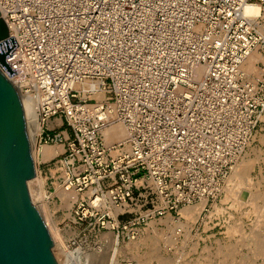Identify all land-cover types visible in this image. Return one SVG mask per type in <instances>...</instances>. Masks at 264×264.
Masks as SVG:
<instances>
[{
    "label": "built area",
    "instance_id": "built-area-1",
    "mask_svg": "<svg viewBox=\"0 0 264 264\" xmlns=\"http://www.w3.org/2000/svg\"><path fill=\"white\" fill-rule=\"evenodd\" d=\"M0 15L17 43L0 69L37 146H63L45 162L75 224L130 241L185 205L210 212L264 121V65L242 69L264 52V0H0Z\"/></svg>",
    "mask_w": 264,
    "mask_h": 264
},
{
    "label": "rangeland",
    "instance_id": "rangeland-1",
    "mask_svg": "<svg viewBox=\"0 0 264 264\" xmlns=\"http://www.w3.org/2000/svg\"><path fill=\"white\" fill-rule=\"evenodd\" d=\"M262 53L264 54V52ZM262 64H263L262 62L257 63V65L260 67H263L264 64L263 65ZM250 77L257 78L256 76H253V75H250ZM62 129H64V127ZM57 132H59V129L53 130L51 134L57 133ZM262 136H264V121L258 124L257 131L254 135V139L252 143L250 144V146L248 147L246 154H244L246 155L245 157L254 158L255 157L254 150L258 149L261 151V155L259 159L254 164V167H253L254 170L251 171V183L253 187L251 185L250 186L242 185L243 187L241 186L238 188V191H237L238 194L236 195L237 197L236 199H238L239 201L238 205H240L243 202L241 206H236L237 204L235 205L234 201L233 203H231L232 199L225 200L224 199L225 197H223L225 196L224 194L225 192L223 191L222 195L215 202H211L212 208L209 213H205V214H203L202 212L200 213V216L198 217V219L193 223V227L191 228V231L189 234L186 235L185 234L186 230L183 229L181 231V234L178 235L176 243H174V245H167L166 248H168V251L166 248H163V251H162L163 256L168 259L170 258L167 264H184L185 262L188 263V261H189L188 264H195L194 262H196V264H203V263L206 264L207 261L209 263L211 262L212 264H215V263L216 264H233L234 262L236 263V261H237L236 264L238 263L244 264L243 261L245 258L246 259L251 258L254 261L253 264H264V253L262 252V254H260L261 251H264V248L261 247V249H258V251L259 250L260 251L256 254H259V257H257L258 255H256L255 257V254L253 257L252 252H251L253 249V245H252V242L248 240V237H249L248 235H251L252 227L254 230L253 232H256L255 234L257 235L259 234L258 235L259 238L260 237L262 238L260 240H264L263 239L264 238L263 221L260 222V223H263V225L261 224L262 226L259 225L260 223L257 224L258 226L256 225L257 227L254 224V222L256 223V220H257L256 217L258 215V211H257L258 207H255L257 209H255L256 211H254V213H253L254 207H251V205L254 202V200L251 201V198H252L251 196L255 195L254 194L256 192L255 190L258 188V191H260L259 193L256 192L257 195H260V193L264 194V190H263L264 189V141L261 139ZM53 145H61V144L56 143ZM39 147L40 146H37V142H35V145H33V148L36 150ZM40 158H41L40 154L37 153V169L39 172L38 182L40 184V189L38 191L40 194V199L43 198V202H45L44 198L46 199L45 195H47V205L46 206L49 211L48 212L49 219L51 220V222H53L52 223L53 225L55 223V226L57 227L58 232L61 235V239H60L61 245H59L58 243V245H56V248L54 250V254L58 262L60 264H113L110 258V254L112 251L111 249H112L115 236L111 235L110 233H104V234H101L100 236L95 235L94 233L89 231V227L75 224L72 221V218H71L72 205L70 206V208H67L65 206L63 200L60 198L57 192L58 187L60 186L58 184H56L55 186V184L52 182L53 179L51 178V175H50V173H53L52 168L50 167L48 163L45 162L46 160H43L42 158L41 160ZM42 178H45V183L41 185ZM256 178L259 179L258 180L259 184L256 183L257 182ZM34 183L35 184H32L31 182L30 184H31V187L33 186L32 188L35 190V188L38 187V185L36 182ZM225 185L226 183L224 184V186ZM222 197H223V200H225L224 202L223 201L220 202V200H222L221 199ZM246 200L248 201V203H246L247 202ZM249 200L251 201V203ZM256 201L258 205L262 203L261 198L260 199L257 198ZM213 204H216L217 207H220V208L222 207L220 211L217 210L218 212H215V210L213 209L214 208ZM254 205L255 204H253V206ZM247 208L249 210V213L245 212V211H248ZM250 209H252V211ZM255 212H257L256 215H255ZM244 213L245 215H242ZM227 214L228 215L232 214V215H229L228 217ZM230 216H232L233 218ZM172 218L174 219L180 218L182 222L185 221V219L180 215V212L176 214L174 213V217ZM162 219L154 222L155 227L158 230L168 231L166 224L163 223ZM233 222L236 223L237 226H239V228L240 227L242 228V229L240 228V230L239 228H237L238 229V230L236 229L237 231L236 230L235 232L233 231L234 234L231 232L232 229L230 230V227H229L230 225H232ZM150 223L146 226L145 230L142 231L143 233H141L139 237L141 236L143 237L146 234L153 233V230L151 231L153 226L151 225L152 223L151 224ZM118 239H119L118 240L119 247L121 249L117 257L118 259L117 264H128L130 262L133 264H138L136 262L138 260L140 261L139 264L140 263L141 264L142 263L143 264H158V262L154 258H152L150 255L151 250H150V247H148L149 245L148 246L141 245L139 248V251L137 252L139 254L135 255V254L130 253L129 250L127 251L128 245L132 242L125 240V239L123 240L122 238H118ZM138 239L140 238H137L135 240H138ZM239 239L242 241V243ZM219 244L221 248L217 250L216 248L219 246ZM232 244H234L235 246ZM261 244L262 245L264 244L263 241H261ZM162 245H164V243H162ZM228 249H231L230 250L231 252L235 250L234 252H236V254H233L234 253L233 252L232 254L234 256L231 257L232 259L229 257L231 255H229L228 256L229 258L226 257V259L224 260L223 255L228 252L227 251ZM145 251L147 254H144ZM251 255L253 258L251 257ZM206 256H208V258ZM134 257H136L137 259ZM218 258L220 260H218ZM147 259H149V261ZM202 259H204V262L202 261ZM197 260H200V261L197 262ZM231 260H233V263L230 262Z\"/></svg>",
    "mask_w": 264,
    "mask_h": 264
},
{
    "label": "water",
    "instance_id": "water-1",
    "mask_svg": "<svg viewBox=\"0 0 264 264\" xmlns=\"http://www.w3.org/2000/svg\"><path fill=\"white\" fill-rule=\"evenodd\" d=\"M7 36L0 15V64L6 67L5 58L17 45ZM26 122L18 89L0 69V264H60L28 187L35 162Z\"/></svg>",
    "mask_w": 264,
    "mask_h": 264
},
{
    "label": "bare ground",
    "instance_id": "bare-ground-1",
    "mask_svg": "<svg viewBox=\"0 0 264 264\" xmlns=\"http://www.w3.org/2000/svg\"><path fill=\"white\" fill-rule=\"evenodd\" d=\"M245 11L246 13H249V14H257L258 12V6L257 5H253V4H248L246 5L245 7ZM258 62H262L264 64V54L260 51H258V49H253L251 52L248 53V56L246 57L245 61L243 62L242 64V69L246 72V74L250 77V75H253V76H256V77H259L261 75V73L263 72V68L258 66L257 63ZM250 79H255V78H252L250 77ZM24 111H25V115H26V121L28 119V121L26 122L27 123V132H28V135L30 137V141H31V146H32V156H33V159H34V162H35V175L34 177L28 182V187H29V191H30V194H31V197H32V200L33 202L38 206L40 210V212L42 213V216L50 230V234H51V237H52V250H53V253H54V250L56 248V245H61L60 243V239H61V235L59 234L58 232V229L57 227L55 226V223L54 225L52 224L53 222H51V220L49 219V211L47 209V195L46 196V199L44 198L45 202H43V198L40 199V194H39V189H40V184L38 182V179H39V172H38V169H37V153L40 154L41 158L43 160H49L51 157H53L54 155H56L57 153H60L62 152L63 150V146L61 145H51V144H43L41 145L38 149H34L33 148V145H35V142H37V140H39V135L41 134L42 132V124L38 121V117H37V114L33 113L26 105H25V108H24ZM262 120H264V116L261 117ZM29 122V123H28ZM41 124V125H39ZM103 135L105 136V140L107 143H111V142H114V141H121L124 139V136H125V131H124V127L121 123H109L108 126L104 127L103 129ZM263 141H264V136H262L261 138ZM35 140V141H34ZM58 144V143H57ZM255 148V147H254ZM251 149V148H250ZM253 152V151H252ZM255 152V157L254 158H249V157H245L246 155H242L240 157V159L236 162V164L233 166L230 174L228 175L227 179L225 180V183L226 185L224 186L223 184V187L221 189V195L223 193V191L225 192V197L224 199L227 200V199H232L231 203H235L236 206H241V203L240 205H238V199H236V195L238 194L237 191H238V188L241 187L242 185H251L252 186V183H251V171L254 170L253 167H254V164L255 162L259 159L260 155H261V151L256 149L254 150ZM253 152V153H254ZM246 154V153H245ZM40 158V159H41ZM41 159V160H42ZM263 159V157H262ZM261 160V159H260ZM258 163V162H257ZM256 168V167H255ZM259 170V169H258ZM261 178V177H260ZM259 179L256 178V183L259 184L258 182ZM32 184L34 182L37 183L38 187L35 188V190L31 187V183ZM45 183V178H42L41 179V185ZM258 186V185H257ZM256 186V187H257ZM243 187V186H242ZM253 187V186H252ZM255 189V187H254ZM264 190V189H263ZM256 192H260L258 191V188L255 190ZM58 195L60 196V198L63 200L65 206L67 208H70V206L72 205V203L70 202L69 200V193H65L63 192L62 190H60V187H58ZM253 193L255 194L254 196H251V201L254 200L253 204H255L253 206V204H249L251 205V207H254V210H253V213L254 211H256L255 207H258L257 211H258V215H257V220H256V223L254 222L255 226L257 224H259L261 221H263L264 223V194H261L260 195H257V193ZM220 195V196H221ZM223 197L221 198L222 200H220V202H224L225 200H223ZM257 198H261V201L262 203L258 205L257 203ZM40 200V201H39ZM206 199L201 201L200 203L198 204H194V205H185L182 207V209L179 211L180 212V215L185 219L184 222H182L180 220V218H177V219H174L172 218L171 216L167 215L163 220V223L166 224V227L168 229V231H163V230H158L156 227H155V224H154V221H152L150 224L153 226V228L151 229V231L153 230V233L152 234H146L145 236H141V237H138L140 239L138 240H130V243L127 247V251L129 250L130 253L132 254H135V255H138L139 253H137L139 251V248L141 245H149L148 247H150V250H151V257L154 258L158 264H167L168 260H170V258H165L162 254V251H163V248H166L167 245H174V243H176L177 241V237L179 234H181V231L183 229H185L186 231V235L190 233L191 231V228L193 227V223L198 219V217L200 216V213L202 212L204 206H205V203H206ZM247 201V200H246ZM250 201V200H249ZM250 201V203H251ZM256 201V203H255ZM229 203V204H231ZM248 203V201L246 202ZM245 203V204H246ZM228 204V205H229ZM258 206H257V205ZM214 205V210L215 212H218L217 210L220 211V207H217L216 204H213ZM227 205V206H228ZM244 205V204H243ZM220 206V205H219ZM231 206V205H230ZM235 206V207H236ZM234 208V207H233ZM240 208V207H238ZM225 210V209H224ZM248 210V208H247ZM252 211V209H250ZM244 212V211H243ZM245 212H248L249 213V210L248 211H245ZM69 214V213H68ZM257 214V212H255V215ZM70 215V214H69ZM228 215V214H227ZM229 215H232V214H229ZM228 215V217H229ZM242 215H245L242 214ZM209 217V216H208ZM232 217V216H230ZM233 218V217H232ZM231 218V219H232ZM254 219V218H253ZM209 220V218H208ZM255 221V220H254ZM259 221V222H258ZM258 222V223H257ZM234 223V222H233ZM232 225H230V230L232 229V233L233 231L235 232V230L237 228H239V226H237L236 223H234ZM238 223V222H237ZM263 223H260L259 225H263ZM261 225V226H262ZM258 226V225H257ZM256 226V227H257ZM227 227V228H229ZM254 227V228H256ZM241 228V227H240ZM239 228V230H240ZM262 228V227H261ZM264 228V226H263ZM242 229V228H241ZM145 230V229H144ZM147 230V229H146ZM229 230V231H230ZM238 230V229H237ZM236 230V231H237ZM263 230V229H262ZM148 231V230H147ZM253 227H252V232H251V235H248V240L252 242V245H253V249H252V255L254 257V254H255V257L256 255H258L257 257H259V254H256L258 253V249H261L264 248V244L262 245L261 244V241H263L264 243V240H260L262 239L261 237L259 238V234H255L256 232H253ZM143 233V232H142ZM231 233V234H232ZM234 234V233H233ZM264 234V233H263ZM262 234V236H263ZM243 235V234H242ZM246 235V234H244ZM241 236V235H240ZM239 236V237H240ZM237 238V237H236ZM235 238V239H236ZM241 239V238H240ZM239 239V240H240ZM264 239V238H263ZM238 240V241H239ZM242 240V239H241ZM240 240V241H241ZM239 241V242H240ZM162 243H164V245H162ZM235 243V242H234ZM242 243V241H241ZM166 244V245H165ZM237 244V243H236ZM244 244V243H243ZM234 245V244H232ZM245 245V244H244ZM54 246V247H53ZM235 246V245H234ZM146 247V246H145ZM240 247V246H239ZM221 247H220V244L219 246L216 248L217 250H219ZM235 248V247H234ZM251 248V247H250ZM120 247H119V241H118V237L115 236V239L113 241V245H112V251H111V254H110V258H111V261L113 264H117L118 263V254L120 253ZM167 251H168V248H166ZM165 249V250H166ZM144 250V248H143ZM225 250V249H224ZM231 249H228L226 254L223 255V259L225 260L226 257L229 256L230 258L233 257L234 255L233 254H236V252L234 251H230ZM247 251V250H246ZM215 252V250H214ZM234 252V253H233ZM238 252V251H237ZM262 252L264 253V251H261L260 254H262ZM122 253V252H121ZM218 253V252H217ZM223 253V251H222ZM233 253V254H232ZM144 254H147L146 251ZM209 254V253H208ZM55 255V254H54ZM130 255V254H129ZM218 255V254H217ZM251 255V257H252ZM132 256V255H131ZM130 256V257H131ZM216 256V255H215ZM145 257V256H144ZM149 257V256H148ZM204 257V256H203ZM208 258V256H206ZM205 257V258H206ZM228 257V258H229ZM250 257V256H249ZM252 257V258H253ZM136 258V257H134ZM137 259V258H136ZM135 259V261H136ZM139 259V258H138ZM151 259V258H150ZM200 259V258H199ZM215 259V257H214ZM222 259V260H223ZM232 259V258H231ZM249 259V261H248ZM248 259H244V264H253V260L251 258H248ZM251 259V261H250ZM131 260V258H130ZM149 261V259H147ZM218 260H220L218 258ZM217 260V262H218ZM221 260V261H222ZM234 260V259H233ZM233 260H231L230 262L233 263ZM143 261V260H142ZM146 261V260H145ZM200 261V260H197V262ZM202 261L204 262V259H202ZM211 261V260H210ZM138 264H139V260L136 261ZM154 262V261H153ZM184 262V261H183ZM224 262V261H223ZM222 262V263H223ZM242 262V263H243ZM252 262V263H251ZM150 263V262H149ZM189 263V261H188ZM187 262H185L184 264H188ZM196 264V262H194ZM209 262L207 261L206 264H208ZM211 263V262H210ZM209 263V264H210ZM235 263V262H234ZM233 263V264H234ZM237 263V261H236ZM235 263V264H236ZM128 264H133V263H128ZM141 264V263H140ZM143 264V263H142ZM204 264V263H203ZM212 264V263H211ZM216 264V263H215ZM239 264V263H238Z\"/></svg>",
    "mask_w": 264,
    "mask_h": 264
}]
</instances>
